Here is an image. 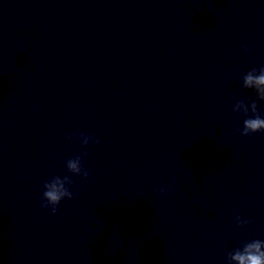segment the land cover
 Returning <instances> with one entry per match:
<instances>
[{"label":"water","instance_id":"1","mask_svg":"<svg viewBox=\"0 0 264 264\" xmlns=\"http://www.w3.org/2000/svg\"><path fill=\"white\" fill-rule=\"evenodd\" d=\"M261 64L264 0H0V264H226L264 239V132L232 111ZM81 131L89 176L52 214Z\"/></svg>","mask_w":264,"mask_h":264},{"label":"clouds","instance_id":"2","mask_svg":"<svg viewBox=\"0 0 264 264\" xmlns=\"http://www.w3.org/2000/svg\"><path fill=\"white\" fill-rule=\"evenodd\" d=\"M244 51L248 48L245 45ZM240 85L244 89H250L254 97L237 99L232 103V111L243 115L242 127L239 129L241 135L264 132V111H258L257 101L261 102L260 107L264 109V64L259 67L253 66L244 72L240 77ZM251 113V114H249ZM67 139L79 141L81 151L79 154L69 156L64 165L66 175H51L44 180L40 195V207L49 210L52 214L57 212V207L64 199H73L77 193L73 191L76 187L73 177L79 176L87 179L89 170L84 166V158L88 155L85 150L90 143L99 144L98 137L84 132H70ZM175 178H173V183ZM158 194H167L171 191L168 185L161 184L153 189ZM237 226H244L251 223L250 219H242L239 214L233 218ZM226 264H264V239H250L242 241L239 246L228 250L225 254Z\"/></svg>","mask_w":264,"mask_h":264}]
</instances>
